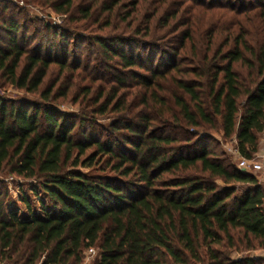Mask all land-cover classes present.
I'll return each instance as SVG.
<instances>
[{"label":"trees","instance_id":"trees-1","mask_svg":"<svg viewBox=\"0 0 264 264\" xmlns=\"http://www.w3.org/2000/svg\"><path fill=\"white\" fill-rule=\"evenodd\" d=\"M211 1L203 6L216 8L214 14L224 15L219 11L223 7L233 16L264 10V0ZM0 4H6L2 11L7 5L22 10ZM116 4L106 7L108 13ZM72 5V0L53 1L51 8L66 16L64 23L44 25L63 44L79 38L75 24L89 17L90 8L74 17ZM128 16L123 19L126 26L132 24ZM0 26L5 32L0 37V79L15 88L35 93L51 64L61 69L69 65L51 56V46L45 55L40 45L27 50L24 35L17 40L19 25L13 15ZM197 31H184L179 48L171 42H142L136 38L139 30L127 37L134 47L116 50L96 39L125 74L136 68V83L149 92L130 109L125 94L119 93L127 79L118 75L117 88L97 111H113L108 127L85 124L86 118L78 123L76 116L58 111L51 101L53 86L40 93L41 101L0 96V173L36 181L55 208L20 217L17 209L6 206L0 189L1 261L80 264L84 251L96 248L91 264H264L261 257L232 256L242 241L243 250L264 248V190L253 174L217 155L200 135L218 117L223 136H235L242 157L251 159L257 151L264 132V39L252 44L235 36L225 51L220 47L196 57L197 67L184 77L178 51ZM102 97L99 93L96 100ZM137 106L141 109L133 111ZM96 166L100 173L79 169ZM231 231L242 239L236 242Z\"/></svg>","mask_w":264,"mask_h":264},{"label":"rangeland","instance_id":"rangeland-1","mask_svg":"<svg viewBox=\"0 0 264 264\" xmlns=\"http://www.w3.org/2000/svg\"><path fill=\"white\" fill-rule=\"evenodd\" d=\"M25 1L26 7L20 13L9 5L6 10L2 11L6 4H0V25H2L3 18L8 19L13 15V19L19 25L17 40L21 41V36L24 35V45L27 50L40 45L41 55H45L46 49L51 46V56L58 61L67 60L69 65L61 69L57 64H51L39 90L35 93L15 88L1 78L0 96L4 99L27 98L41 101L40 93L47 87L53 86L51 101L58 111L69 117L76 116L73 119H76L78 123L80 119L86 118L85 124H88V121H94L102 127H108L115 114L109 111L110 108L106 114H99L97 111L102 101L117 88L118 75L127 79L119 93L125 94L130 109L138 105L142 97H148L149 92L146 94L141 85L136 83L135 71L137 72V69L135 68L134 73L125 74L126 71H122L123 67L116 59L107 58L108 55L96 44V39H103L107 44L112 43L116 50L121 47H134V44L128 42L127 37L139 30L136 38L142 42H171L173 48H179L183 40V32L187 30L192 32L197 27V33L193 34L192 39L183 41L184 46L178 51V67L184 72V77H189V71L197 67L196 57L202 56L206 51L211 54L220 47L222 51H225L231 43H234L235 36L241 37L240 41L252 44L264 39V10L261 11L259 8L251 9V14H247L250 12L248 9L242 11L239 16H233L234 13L228 9L229 7L219 10L224 15H220L221 12L214 14L213 11H216V8L210 10L203 6L209 3V0L208 2L204 0H72L73 16L80 18L82 10L90 8L89 17L80 18L75 24L79 25L77 28L79 38L76 41L67 38V43L63 44L59 35L54 36L52 29L45 30L44 27V25L56 27L64 23L66 16L54 12L51 8L53 1L56 0ZM226 1L230 0H215L214 2L219 5ZM114 3L117 4L113 6L112 12L108 13L106 7ZM126 15H129L128 21L132 23L130 26H126V22L123 21ZM147 25L149 33L146 35ZM4 35L5 32L0 26V37ZM116 37L123 39L120 44L112 42ZM210 43L211 46L206 50L205 47ZM64 48L67 49L66 55H64ZM22 61L20 68L25 63ZM143 64L147 65L145 61ZM140 72L144 76L148 75L142 70ZM181 74L183 73L170 72L168 75L180 77ZM161 83L163 87H169L167 81ZM99 93H103V97L97 101ZM164 94L163 91L159 92L161 96ZM140 109L141 107L137 106L133 111ZM148 111L150 115L155 113L154 110ZM214 119L211 127L205 126L200 130V135L207 137L206 143L211 150L221 157H226L239 169L238 163L242 156L238 152L235 136L224 137L219 118ZM262 138H264V132L259 134L257 151L253 153L251 164L244 172L253 174L257 184L264 190V142ZM79 169L83 172L100 173L97 166L96 169ZM103 173H109V171ZM35 182L7 172L0 173V189L6 206L9 209H17L20 217H27L31 214L42 215L43 211L49 213L55 211L49 199L39 190ZM26 201L29 203V210L26 208ZM231 235L236 242L242 239L236 231H231ZM244 244L245 242L242 241L239 246L241 249L232 253V256L239 257L248 254L264 258V248L256 246L250 250H243ZM97 253L96 248L85 250L80 264H91ZM0 264H13V262L0 260Z\"/></svg>","mask_w":264,"mask_h":264},{"label":"built area","instance_id":"built-area-1","mask_svg":"<svg viewBox=\"0 0 264 264\" xmlns=\"http://www.w3.org/2000/svg\"><path fill=\"white\" fill-rule=\"evenodd\" d=\"M0 2L11 3L20 9H23L24 7H26V4H27L25 0H0ZM262 142H264V138H262ZM250 164H251V159L240 157L238 167L240 171L244 172V170L248 168Z\"/></svg>","mask_w":264,"mask_h":264}]
</instances>
